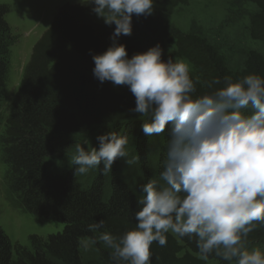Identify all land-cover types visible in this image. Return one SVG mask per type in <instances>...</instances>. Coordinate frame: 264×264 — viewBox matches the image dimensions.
<instances>
[{"label": "trees", "instance_id": "16d2710c", "mask_svg": "<svg viewBox=\"0 0 264 264\" xmlns=\"http://www.w3.org/2000/svg\"><path fill=\"white\" fill-rule=\"evenodd\" d=\"M190 1L154 0L152 16H133L132 35L119 39L129 58L157 44L164 52L176 44L181 48L178 56L187 47H197L202 76L190 73L196 95L220 87L213 81L225 76L234 81L252 73L264 76V57L257 52L248 55L241 71L233 72L206 41L172 31L171 17ZM246 1L258 10L251 17V36L264 41V0ZM8 14L9 8L0 6V110L13 44ZM114 29L92 13L91 6L66 4L32 50L0 133L1 156L16 204L64 228L46 239L31 237L33 250H29L13 245L0 226V264H114L111 249L98 240L99 234L121 236L136 226L141 186L159 176L168 137L167 132L151 137L143 133L141 125L147 118L129 111L135 107V97L126 86L101 84L94 78L92 55L110 47ZM109 132L127 135L128 158L139 157V162L129 166L121 159L107 175L101 165L75 176L72 146L98 147L97 137ZM100 220L104 228L89 230ZM246 242L264 251V226L258 225ZM214 259L229 264L214 254L204 258L194 241L171 233L166 246L156 242L151 246V264H207Z\"/></svg>", "mask_w": 264, "mask_h": 264}, {"label": "clouds", "instance_id": "9594fccd", "mask_svg": "<svg viewBox=\"0 0 264 264\" xmlns=\"http://www.w3.org/2000/svg\"><path fill=\"white\" fill-rule=\"evenodd\" d=\"M81 2L106 25H115L110 47L92 55L94 78L126 86L135 97L129 111L147 118L143 133L168 137L159 176L141 186L135 228L98 236L114 264H151V246H166L169 233L194 241L204 258L264 264V251L246 245L249 234L264 226V76H225L213 81L220 87L196 95L189 66L171 57L165 61L160 44L129 58L119 42L132 35L133 16L153 15L154 0ZM97 141L88 150L72 146L75 176L101 165L107 175L121 159L129 166L139 162L128 158L127 135L109 132ZM104 227L100 220L89 230Z\"/></svg>", "mask_w": 264, "mask_h": 264}, {"label": "rangeland", "instance_id": "374dc122", "mask_svg": "<svg viewBox=\"0 0 264 264\" xmlns=\"http://www.w3.org/2000/svg\"><path fill=\"white\" fill-rule=\"evenodd\" d=\"M88 3V0H83ZM81 5V0H0V6L9 8L6 21L11 27L13 44L9 55L7 85L2 96L0 110V133L11 111L35 44L47 31L58 10L64 5ZM258 12L257 7L246 0H191L188 6L178 8L170 19L171 29L180 35H193L215 48L233 72L244 68L251 52L264 57V41L251 36V17ZM186 53L176 44L171 45L163 55L173 61L181 60L190 73L200 78L202 72L197 64L195 46L187 47ZM7 167L0 150V226L13 245L19 244L33 250L31 237L46 239L62 232L63 225L37 218L21 208L10 194L6 181ZM249 250L257 248L246 242ZM207 264H221L218 260H208Z\"/></svg>", "mask_w": 264, "mask_h": 264}]
</instances>
